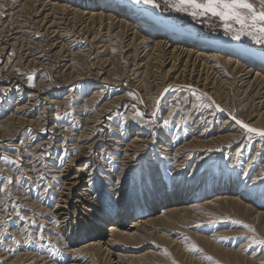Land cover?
<instances>
[{
    "label": "rangeland",
    "instance_id": "1",
    "mask_svg": "<svg viewBox=\"0 0 264 264\" xmlns=\"http://www.w3.org/2000/svg\"><path fill=\"white\" fill-rule=\"evenodd\" d=\"M30 1L0 0V264H110L105 254L73 257L72 250L89 244L82 240L102 218L149 211L172 187L200 186L207 194L184 202L199 206L115 250L132 257L130 264H264V205L229 190L221 192L226 200L207 203L228 182L264 200V137L237 123L264 130V85L240 76L250 64L234 76L222 66L207 70L211 94L196 87V73L177 78L181 61L171 68L174 60L153 55L139 38L118 36L115 21L111 28L83 9L74 17V4L53 11L59 0ZM155 2L177 30L264 55L252 35L233 38L240 29L234 22L226 29L218 17L194 18L171 1ZM250 2L259 10L260 0ZM252 68L250 81L259 70ZM137 213L125 222L154 214Z\"/></svg>",
    "mask_w": 264,
    "mask_h": 264
},
{
    "label": "bare ground",
    "instance_id": "2",
    "mask_svg": "<svg viewBox=\"0 0 264 264\" xmlns=\"http://www.w3.org/2000/svg\"><path fill=\"white\" fill-rule=\"evenodd\" d=\"M61 2L75 5L74 8L72 9L74 17L80 15L78 11L79 9L80 10L83 9L82 10L83 12L87 14H91L90 19L99 20L100 23H104L107 21L106 22L107 26L111 28L115 26V24H117L118 36L120 35V36L129 37V35H131L130 37V41H132L131 43L136 42L139 38L140 41L138 45H142V44L144 45L145 43L148 46L146 45L144 46L150 47L149 49L150 51L152 50L153 55H157L158 57L167 56L168 58H170L171 61L174 60L173 66L171 68L175 67L176 61H181V63H183L182 66L183 68L177 78L185 79L187 73H192V74L196 73L197 75L196 79L192 74H189L190 76L189 80L194 81L195 79V84L197 88L198 86H202L203 87L202 89L207 91L209 90V92L212 91L210 92L211 94L216 95V92H213L214 90H211L214 89L213 87H208V85H211V83L209 82V78L206 75L207 70L210 69L214 70L216 69V67L222 66L224 68V72H228L230 75L234 76L235 71L239 67V65L245 63L246 61L250 65L246 66L247 68L243 69L244 73H242L240 76L242 78L244 77V79L248 78L249 79L248 83H250L251 86L256 84L258 85V83L264 85V55L263 54L256 53L257 51L255 52L253 50H250L244 47L243 45H241V43L236 41L232 42L228 39H216V38L207 39L203 37H198L192 34L190 31L184 29L177 30L174 28V25L168 19L167 20L162 19L158 7L145 4L142 2V0L139 3L136 1L135 3L133 0H61V1L59 0V3H57L58 5L56 6V3H54L53 7H51L50 9L54 11L57 10L55 9L56 7L63 8L62 6L64 5H62ZM26 3H27L26 5L33 4L34 1L27 0ZM96 5L97 7L100 8H107L109 10L108 11L109 13L102 11V9H99L100 10L99 11L98 9L93 8ZM62 10L65 11V9ZM120 12L124 16V18L116 20L118 19L116 13H120ZM112 21H115V24ZM130 26H131V28H129L130 30L133 29L136 30L131 33H127L128 31L125 32L124 28L126 27L128 28ZM158 34L166 37V39L160 38V35ZM174 40L185 42L186 44L194 45L196 46V49L192 48V50L191 49L189 50L187 47L185 48L182 44L181 45L176 44ZM154 59H157V57ZM182 59H184L185 61L182 62ZM212 61L214 63L209 65V63ZM146 63L148 64L146 66L149 68L150 66L149 60ZM231 65H233L234 67L230 70L229 68ZM252 66H256V68H258L259 70L254 80L252 81L251 79L250 81V78L252 77L251 74L253 73L254 70ZM172 70L170 72H173ZM178 79L174 81H177ZM191 143L190 144L187 143V144L189 146L191 145L194 147L193 143L192 144ZM203 145L206 146L207 143H203ZM181 150L183 149L181 148ZM224 190L237 192L238 194H241V196L249 198L253 202L259 203L260 205H264V200L260 202V199L258 197L251 196V194H249L247 190L237 187L235 183L233 184L232 182H228L215 186V192L218 193L214 194L207 202L209 203V207L211 206V204H217L220 201H224L227 199V197L225 196L226 193L224 192L221 193ZM203 194H207V191L202 186L195 188L194 190L191 191L186 190V192L181 191L176 187H172V189L166 191L162 195V197L158 198L156 201L154 200L155 202L151 204L149 211H146V208L141 206H140L141 208L137 210H132L131 215H136L135 213L137 212H139V214L142 215L147 212L152 214L154 213L153 216H149L145 218V220L143 221L139 220L135 222L134 221L125 222V219L131 216V215L129 216L130 212L125 211L123 214H121L122 210H118L117 216L115 215L116 216L115 218L114 217L113 219L109 217L102 218L103 223H100L99 227H97L96 229H90L91 231H88L86 233L84 240H82V242L87 240L90 241L89 244L87 246H84L83 248L73 249L72 251L77 253L75 254L73 252L74 253L73 257H75L80 253L90 252L92 256L105 254L108 257L110 264H130L131 261L130 259L133 258L127 257L122 252H119L122 251V249L118 251L115 250L117 245L120 244L121 246H124L121 244L123 242H128V243L139 242L140 240H142L143 237H147L148 235H153L154 233L158 234L161 230L159 228L160 224H163L166 221L169 222L168 219L169 216L170 217L176 215L178 216L182 212H186L189 208H194V206L195 207L199 206V204L197 205L195 203H190V202L187 205L184 202H188L187 200H190L192 198L194 200V197H198ZM233 199L239 201V203H243L242 200H240L239 196L238 197L235 196V198ZM80 200H77L76 202L77 203L81 202ZM82 204H83V210L91 209V206L90 204H88V202H82ZM247 205H248L247 208L251 210L263 209V208H257L259 206L254 207V205H250L248 203ZM61 210H67V209H61ZM68 214H69L68 212L67 213L63 212V215L66 216L63 222L67 221L66 219L68 218ZM73 215H75V218H77L76 216L77 214L75 211ZM83 220L86 223L89 222L88 219L84 218ZM75 222L78 223L77 219ZM108 223L109 224L111 223V225H109L110 228L109 227H108L109 229L107 228L111 233L110 239H106V234L102 231L104 227L106 228L105 225H107ZM113 223L117 226H114ZM113 260H116V262L113 263L112 262ZM127 260L129 261L128 263Z\"/></svg>",
    "mask_w": 264,
    "mask_h": 264
},
{
    "label": "snow or ice",
    "instance_id": "3",
    "mask_svg": "<svg viewBox=\"0 0 264 264\" xmlns=\"http://www.w3.org/2000/svg\"><path fill=\"white\" fill-rule=\"evenodd\" d=\"M141 2V0H137ZM143 3L158 7L155 0H142ZM176 11L186 12L194 18L197 16L212 15L220 18L225 23V28L230 29L231 23L240 25V29L233 37L240 39L241 34L252 35L257 43H264V0H260V8L250 2V0H175L172 5ZM31 80V77H29ZM138 115H142L138 113ZM167 123V122H166ZM248 132L256 133L264 137V130L250 128L243 124L242 121H237ZM250 231H255L250 226ZM264 243V241H260ZM190 251H198L195 245H192ZM165 254L167 252L165 251Z\"/></svg>",
    "mask_w": 264,
    "mask_h": 264
},
{
    "label": "crops",
    "instance_id": "4",
    "mask_svg": "<svg viewBox=\"0 0 264 264\" xmlns=\"http://www.w3.org/2000/svg\"><path fill=\"white\" fill-rule=\"evenodd\" d=\"M168 1H171V2H173V3L175 2V0H168ZM201 2H203V0H201ZM173 3H172V5H173Z\"/></svg>",
    "mask_w": 264,
    "mask_h": 264
}]
</instances>
